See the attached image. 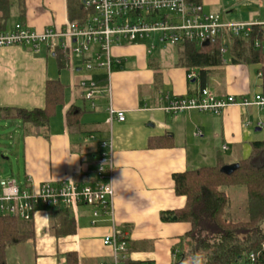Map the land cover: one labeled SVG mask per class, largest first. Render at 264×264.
Returning a JSON list of instances; mask_svg holds the SVG:
<instances>
[{
    "label": "crops",
    "instance_id": "1",
    "mask_svg": "<svg viewBox=\"0 0 264 264\" xmlns=\"http://www.w3.org/2000/svg\"><path fill=\"white\" fill-rule=\"evenodd\" d=\"M23 5L25 13L21 19L18 4L12 6L13 25L22 22L41 30L59 28L69 21L66 0H24ZM201 5L205 10L203 2ZM12 26L7 20L6 29ZM149 43L120 40L112 45V55L118 63L112 69L111 98L105 93L106 71L85 70L80 62L67 61L65 68L76 72L84 69V78L79 74L71 79L69 76L67 82L72 85L66 87L64 103L57 107L48 125L39 135H33L16 121V133L23 144L24 171L19 184L27 188L45 181L91 184L99 141L111 138L114 224L129 232L128 256L134 264H172L176 236L188 229L183 222L160 217L161 212L184 204V197L174 193L172 174L215 165L218 157L225 165L247 158L251 142L264 139V133H258L264 111L239 104L229 105L219 114L194 109L176 114L164 111L172 98L194 95L201 88H208L217 96L258 91V66L232 64L224 58L223 65L210 69L201 87L197 69L187 71L182 64L180 44H157L159 50L155 46L148 52ZM168 46L177 47L178 56L167 55ZM54 52L44 46L38 53L20 46L0 47V107L44 106L45 82L57 79L65 84ZM51 57L55 59L54 65H50ZM190 73L192 77H188ZM85 79L96 81L100 89L92 100L84 97L79 86ZM110 100L116 109L124 111L125 121L108 123L106 108ZM72 105L81 111L80 129L66 125L65 114ZM257 127L260 129L256 130ZM81 207L87 209L90 220L77 225L68 208L75 224L73 233H58L53 210L38 208L31 219L33 239L16 244L20 247L19 264H56L68 252L77 256L78 264H83L84 259L91 264L109 260L110 248L101 239L111 225L110 219L102 216L92 224L90 206L80 205L73 210L77 212Z\"/></svg>",
    "mask_w": 264,
    "mask_h": 264
},
{
    "label": "built area",
    "instance_id": "2",
    "mask_svg": "<svg viewBox=\"0 0 264 264\" xmlns=\"http://www.w3.org/2000/svg\"><path fill=\"white\" fill-rule=\"evenodd\" d=\"M85 9L90 10L82 23L67 22L62 27H44L36 30L22 23L0 30V47L20 46L38 53L42 47L48 51L59 49L68 62H80L86 70L103 69L106 76L105 93L112 97L111 75L118 63L112 55V45L120 40L129 42L150 41L147 51L157 44L176 45L195 42L209 45L217 40L222 43V56L227 51V37L246 35L253 26L260 28L262 35L256 36L254 48L264 51V19L254 21H229L221 14L204 11L201 4H189L185 0H83ZM262 37V38H261ZM226 44V45H225ZM224 61V58H223ZM256 78L261 89L251 94L217 96L208 88H201L190 96H178L169 100L164 111L173 114L188 110L219 114L227 106H255L264 111V74L261 63H256ZM193 74H188L192 77ZM87 100L99 94L97 82L82 80L79 85ZM93 106V102H91ZM107 121H125L123 110L116 109L111 100L106 108ZM260 125H262L260 123ZM100 152L96 160L95 178L91 184L61 181L41 182L31 188L22 187L16 179L0 180V215L16 216L28 221L40 208L91 207L92 224L105 216L111 225L101 239L110 248V259L101 264H134L128 256L129 232L114 223V164L111 138L99 141ZM226 147L223 146L222 150ZM264 247V243L261 245ZM172 261L178 251L172 250ZM255 253L233 264H252ZM172 263V264H174ZM56 264H68L61 258Z\"/></svg>",
    "mask_w": 264,
    "mask_h": 264
},
{
    "label": "trees",
    "instance_id": "3",
    "mask_svg": "<svg viewBox=\"0 0 264 264\" xmlns=\"http://www.w3.org/2000/svg\"><path fill=\"white\" fill-rule=\"evenodd\" d=\"M189 4H202V0H185ZM19 8L20 19L24 18V0H0V30L6 29L13 3ZM69 22L82 23L90 10L85 9L83 0H66ZM22 23V22H21ZM261 30L253 26L246 35L227 37V61L232 64L261 63L264 74V51L254 48L253 41L261 36ZM262 38V37H261ZM182 64L189 71L197 69L200 86L204 87L211 68L223 65L220 40L199 45L183 42ZM54 55L60 69L68 64L61 51ZM264 79V78H263ZM66 86L59 80H47L44 86V106L41 108L0 107V119L19 121L26 133L39 135L55 115L57 107L64 103ZM81 111L74 105L65 114L70 129H80ZM170 145V144H169ZM225 163L218 157L215 165L201 166L192 170L172 174L174 193L184 197L181 208L160 213L162 220L175 216L188 229L176 236L173 250L178 254L174 264H197L201 256L208 264H233L254 252L252 264H264V139L251 142L247 158L241 159L230 173L222 171ZM244 187L247 197L248 219L232 220L227 217L229 196L225 189ZM56 215L58 233H73L75 224L68 208L53 210ZM31 220L23 221L16 216L0 215V264H6V248L33 239ZM68 264H78L72 252L65 254Z\"/></svg>",
    "mask_w": 264,
    "mask_h": 264
},
{
    "label": "rangeland",
    "instance_id": "4",
    "mask_svg": "<svg viewBox=\"0 0 264 264\" xmlns=\"http://www.w3.org/2000/svg\"><path fill=\"white\" fill-rule=\"evenodd\" d=\"M202 2L205 7L204 11L219 13L229 21L238 22L264 19V0H202ZM13 5L16 6V2H14ZM14 20L15 16L11 15L8 19V24L12 26ZM156 50H159V45H156ZM165 50L167 55L173 53V56H178L179 49L175 46H168ZM223 58L227 59L228 55L225 53ZM49 62L50 65H54L55 59L51 57V59L49 58ZM84 69L78 72L74 71V69L73 71L72 69L67 68L60 69L63 75L62 81L65 82V85H67L66 87H71L72 84H69L67 80H70L72 76H77L79 74L80 77L84 78ZM65 76H67L68 79H66ZM88 80L90 79H87V81ZM260 126L261 130L258 131V133L260 132L262 134L264 133V122L263 125ZM17 130L18 125L16 121H5L0 119V180L14 177L19 184V182H22L24 170L21 158L23 144L22 140L17 136ZM225 190L230 200L227 217L232 220L248 219V210L246 206L247 197L246 192H244V187L234 186ZM79 213H82V215ZM70 214L75 219L77 225L89 223L90 218L87 214V209L84 207H81L77 212H75L72 207ZM261 226L264 228V222ZM19 248L20 247H17V245L6 248L5 258L8 264L20 263L21 258ZM86 263L91 264L93 262L84 259L83 264ZM172 263H174V261H172ZM142 264H147V262H143Z\"/></svg>",
    "mask_w": 264,
    "mask_h": 264
},
{
    "label": "water",
    "instance_id": "5",
    "mask_svg": "<svg viewBox=\"0 0 264 264\" xmlns=\"http://www.w3.org/2000/svg\"><path fill=\"white\" fill-rule=\"evenodd\" d=\"M225 45H226V44H225ZM259 129H260L259 127L256 128V130H259ZM236 167H237V164L223 165V167H222V171L227 172V173H230V172H232ZM170 219H171L172 221H176L177 218H176L175 216H173V217H170Z\"/></svg>",
    "mask_w": 264,
    "mask_h": 264
},
{
    "label": "clouds",
    "instance_id": "6",
    "mask_svg": "<svg viewBox=\"0 0 264 264\" xmlns=\"http://www.w3.org/2000/svg\"><path fill=\"white\" fill-rule=\"evenodd\" d=\"M197 264H208V261L205 257L201 256L197 261Z\"/></svg>",
    "mask_w": 264,
    "mask_h": 264
}]
</instances>
